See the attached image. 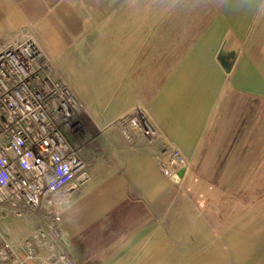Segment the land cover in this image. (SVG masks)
Returning a JSON list of instances; mask_svg holds the SVG:
<instances>
[{
	"label": "crops",
	"instance_id": "1",
	"mask_svg": "<svg viewBox=\"0 0 264 264\" xmlns=\"http://www.w3.org/2000/svg\"><path fill=\"white\" fill-rule=\"evenodd\" d=\"M127 1L76 0V8L72 0L46 1L73 34L82 23L113 16L119 17L118 35L134 34L131 41L101 42L107 55L101 57L99 68L92 69L87 62L84 68L79 63L74 64L77 69L72 67L73 92L84 98L96 120L85 116L89 132L80 151L84 173L57 192L71 264H156L157 256L170 255L167 242L176 235L177 223L166 212L158 216V211L172 208L174 201L180 209L192 207L183 195L188 179L196 190L209 186L220 193L264 192V0H169L159 10L153 8L156 0H130L137 7L132 12L125 8ZM144 1L150 4L144 14L149 18L146 25L140 20ZM124 17L132 18V24L126 26ZM49 18L54 30L45 31L55 43L53 53H59L66 31L55 12ZM224 53L230 54L229 71L221 63ZM74 79L84 83L77 86ZM95 80L101 82L99 88ZM97 90L105 98L102 106L94 102ZM137 107L160 131L159 139L138 131L132 140L125 137L119 120ZM171 146L188 158L185 175L178 180L159 168ZM167 200L171 203L162 205ZM213 210L214 218H196L185 238L204 237L208 223L233 222L231 216L222 222L224 214L216 206ZM5 215L0 211L5 239L20 264H63L40 241L34 243L35 257L27 258L24 240L36 219ZM235 229L228 233H237ZM204 257L206 264H223L217 246ZM1 261L16 264L12 259Z\"/></svg>",
	"mask_w": 264,
	"mask_h": 264
},
{
	"label": "built area",
	"instance_id": "2",
	"mask_svg": "<svg viewBox=\"0 0 264 264\" xmlns=\"http://www.w3.org/2000/svg\"><path fill=\"white\" fill-rule=\"evenodd\" d=\"M78 98L51 68L34 40L15 42L0 48V205L22 215L27 209L45 210L46 227L25 241L27 258H33L37 241L57 248V258L70 264L61 242L62 207L57 192L73 176L83 174L86 162L80 151L86 144L79 137ZM125 137L135 132L150 139L161 133L141 107L123 118ZM188 158L176 146L168 149L159 168L170 178H183ZM184 170V175L179 172ZM0 260L12 259V245L3 240Z\"/></svg>",
	"mask_w": 264,
	"mask_h": 264
},
{
	"label": "rangeland",
	"instance_id": "3",
	"mask_svg": "<svg viewBox=\"0 0 264 264\" xmlns=\"http://www.w3.org/2000/svg\"><path fill=\"white\" fill-rule=\"evenodd\" d=\"M46 1L47 0H0V48L15 42H23L29 39L34 40L40 47L44 59L51 68V75L56 79H61L72 90L73 88L70 83V78L73 76L72 72L77 69L74 65L75 63H79L82 68H84V64L86 62L90 67H92V69L99 68L101 57L103 55H107V49L100 48L101 42H103L104 45H110V43H114L118 40L121 42L131 41V37L133 38L134 36L133 33L132 35H128L130 33L129 32L126 34L128 35V40H126V35L123 34H120L121 37L117 39L120 35L117 34V21L119 20V17L116 16L103 18L101 22H97L95 24L82 23L81 29L79 30L80 27L76 26L77 31L73 34L70 32L68 22L63 25L62 23L65 22L61 23L62 18L58 15L57 9L54 11V5L52 6L51 4H47ZM128 1L126 3L128 6L125 5L126 9L130 10L133 8L134 10L137 8L133 7L132 1ZM154 4L156 5L153 8H157L158 10L164 9L166 4H169V0H156ZM72 5L76 8V0H72ZM149 5L148 1L141 2L140 20L142 25H146L148 23L149 18L144 16V14L148 12L147 10ZM133 10H130V12ZM54 12L56 14L57 22L62 24L64 30L66 31L64 32V34H66V44L64 49L59 53H53L55 43L51 42V40H49V35L46 34L47 31L52 32L54 30L53 22L51 18H49V16L53 15ZM124 18L125 20H128L125 23L126 26L132 24V18ZM89 19L90 18H88V20ZM63 20L67 21V18H63ZM77 20L80 21L79 18H77ZM45 21H48L49 23L46 24ZM44 23L46 24L45 26L43 25ZM122 25L124 27L123 22ZM91 44H93L94 47L92 49L87 48V46H92ZM71 46H73V48ZM44 48H48L49 51ZM72 67L74 70H72ZM72 83L79 86L82 85L84 81L74 79ZM93 84L99 88L101 82L95 80L93 81ZM97 92L99 95L94 98V102L102 106V101H104L105 98L101 97L100 90H97ZM77 98L80 108V112L77 113V120L79 122L78 136L81 137L89 132L85 126V116L91 118L92 116L89 114L88 108L83 102L84 98H80L79 96H77ZM92 119L96 120L95 118ZM190 182L191 179H188L183 195L184 198L189 200L192 205L191 208L186 207L180 209L178 206L179 202L174 201L172 208H168L166 211L162 208L158 211V216L164 217L166 212L169 216L175 218L174 222L177 224L173 225L175 228L173 234L176 235L170 238L171 242H167V245L168 243H171V249L168 247L167 250L168 253L172 251L170 252L171 254L157 256L156 264H194L195 262L198 264H206L204 262V256H206V254L216 246L221 250L223 264H264V192L252 193L249 195L248 193L243 192L220 193L212 190L210 191L212 188L209 186H198L196 187L197 191L189 185ZM200 188L204 189V192L201 191ZM57 199L59 201V206H61L62 202L60 200L62 198ZM170 203L171 200H167V202L162 203V205H169ZM214 206H216L217 209L219 208L220 213L224 214L225 217L224 219H221L222 222H229L230 220L228 219V216H231V220L233 222L231 224L221 223L220 225H212L211 223H208L204 226V237L201 234H198V240H189L188 238H185V236H187L185 235V231H189L193 227L194 222H196V218H204L205 220H212L214 218ZM182 209L183 211L180 212L179 210ZM0 211L4 215L12 214L13 218H23L29 215V219L32 221H34V218L36 219V222H34V226L31 229L32 231L29 232V236L24 240V244L25 241L40 228L46 227L47 215L44 209L40 211L27 209L23 214L24 216L16 215L13 210L8 209L3 205H0ZM184 218L187 219L183 220ZM234 221L238 224H235ZM1 224L0 247L3 245V240H6L4 232V218L0 219V225ZM228 229H235L237 230V233L230 234L228 233ZM211 233L215 234L212 235ZM64 238V234L62 233L61 242L63 243L66 251H68L67 241ZM157 240H160V238H157ZM43 244L49 247V245L45 243ZM238 245H241V247H238ZM52 249H54L53 251L55 252H53ZM52 249H49L51 255L59 260L57 258V248L53 247ZM179 259L181 261L177 263ZM1 262L2 261L0 260V264ZM61 263L63 262L61 261Z\"/></svg>",
	"mask_w": 264,
	"mask_h": 264
},
{
	"label": "water",
	"instance_id": "4",
	"mask_svg": "<svg viewBox=\"0 0 264 264\" xmlns=\"http://www.w3.org/2000/svg\"><path fill=\"white\" fill-rule=\"evenodd\" d=\"M229 56L230 54L228 53H224L222 55V59H221V63H222V66L227 70L229 71L230 70V64H229ZM184 175V170L182 169L180 172H179V176L182 177ZM172 179H175V180H178L179 178L178 177H172Z\"/></svg>",
	"mask_w": 264,
	"mask_h": 264
}]
</instances>
